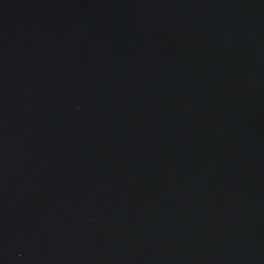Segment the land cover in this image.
I'll return each mask as SVG.
<instances>
[{
  "label": "water",
  "instance_id": "water-1",
  "mask_svg": "<svg viewBox=\"0 0 264 264\" xmlns=\"http://www.w3.org/2000/svg\"><path fill=\"white\" fill-rule=\"evenodd\" d=\"M0 264H264V0H0Z\"/></svg>",
  "mask_w": 264,
  "mask_h": 264
}]
</instances>
